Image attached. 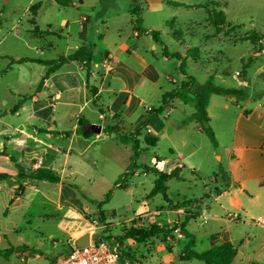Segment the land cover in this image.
<instances>
[{
    "label": "rangeland",
    "instance_id": "1",
    "mask_svg": "<svg viewBox=\"0 0 264 264\" xmlns=\"http://www.w3.org/2000/svg\"><path fill=\"white\" fill-rule=\"evenodd\" d=\"M37 1L41 3L33 20L28 7ZM182 1L190 6L164 3L159 10L152 12L147 8V0H118L122 9L130 4L137 6L138 11L132 16L126 10H121L116 17L102 22L90 19L92 25L86 37L88 39L103 33L106 24L111 31L120 27L128 33L135 28L133 18H137L146 31L149 30L146 23L157 24L150 30L157 37L155 41L161 43L156 44V56L162 63L163 76L168 75L173 80H166L165 87L169 89L159 97L155 92L149 96L150 108L162 106V110L152 114L156 121L154 133H158V139L154 145H150L140 137L137 147L133 148L131 143L119 142L114 135L97 139L91 137L96 141L86 149L84 157L71 155L69 162L75 172L73 175L67 174V178L77 185L80 198L90 206L84 219L66 206L57 205V191L53 187L55 171L45 167L53 159L52 151L47 150L42 155L41 171L49 176L46 182L29 181L34 187L25 186L22 191L23 188L19 186L12 192L3 186L12 185L13 182L0 183V264H26L33 260L35 253L41 254L43 258L39 260L44 262L45 257L53 258L54 254H61L67 249L72 241L68 234L73 228L77 227L76 233H79L91 225L106 241L110 242L111 236L118 241L121 250L118 264H204L198 258L177 259L190 239L192 243L189 248L196 252L229 239L235 243L238 251L232 264H264V245L260 240L264 229L252 225L249 216H243L241 221L230 220V216L208 197L215 187L221 185L220 173L226 167L231 128L238 113L264 111V39L258 42L261 49L255 48L250 40L243 39L246 36L264 35V0ZM91 2L84 0L82 7L86 10ZM198 4L207 6L200 7ZM79 9L78 6L60 5L55 0H0V108L11 102L8 86L15 87L18 78L16 72L6 70L9 60L39 55L57 58L71 53L76 44L84 42L79 35ZM214 9L222 10L225 15V23L219 32L208 20L209 13ZM66 18L70 26H66ZM96 25L100 28L97 29ZM34 27L42 31L40 35V31L34 30ZM173 30L177 37L172 36ZM139 35L146 41L151 39L145 31H140ZM105 38L110 43L111 38L108 35ZM181 40L184 43H179ZM95 44L93 59L98 62L103 40L96 37ZM164 50L169 56L167 60L162 58ZM173 52L182 53L181 59L172 56ZM2 70L5 72L2 73ZM183 73L197 80L199 96L213 87L230 90L225 95L213 92L208 97L206 111L211 114L208 123L216 144L205 132L196 130V116L183 115L182 111H194L195 103L193 94L182 95L183 88L187 87ZM177 90L179 92L174 94ZM166 111H173L172 119H167ZM182 117L187 120L185 127L180 126L183 130H176L184 123L180 121ZM124 120L119 124L120 130L131 135L135 126L133 123L140 121L139 116L133 113ZM166 121L174 127L169 136L160 134ZM180 135L192 141L182 145ZM94 153L102 171L101 176L90 162ZM59 156L56 159L58 169L63 158ZM144 165H155L166 172L175 170L176 177L179 173V178L173 176L167 180L166 198L162 194L149 196L156 176L151 171H145ZM5 168L0 162V172ZM65 170L68 172L69 167ZM213 176L218 181H213ZM119 183L126 187H119ZM205 193L207 196H204ZM197 202L199 204L193 205ZM186 205L192 206L184 215H179L180 220L170 218L174 215L166 212ZM153 210L158 211L147 214V211ZM215 215L221 218H215ZM167 218H170V222H166ZM155 221L161 222L165 230L148 240L138 242L124 236L129 226H147ZM179 232L184 235L177 238ZM249 233H254L256 238L249 237ZM167 236L176 239L172 246ZM170 248L175 259H170Z\"/></svg>",
    "mask_w": 264,
    "mask_h": 264
},
{
    "label": "crops",
    "instance_id": "2",
    "mask_svg": "<svg viewBox=\"0 0 264 264\" xmlns=\"http://www.w3.org/2000/svg\"><path fill=\"white\" fill-rule=\"evenodd\" d=\"M70 1L71 4L69 5L81 8L78 11L77 19L80 25L79 35L84 42L80 45L76 44L71 53L60 56L70 55L81 45H88L91 49L90 68L87 73L78 60L70 59L58 69L50 72L43 79L40 88H37L40 79L46 72V66L35 61L15 62L18 58L9 60L6 70L16 72L18 78L15 87L8 86L11 102L0 108V162L6 166L0 172V174H3L0 183L13 182L12 185L5 184L3 186L9 192H12L19 186L23 188L22 191H24L25 186L34 187L29 181L46 182L48 174L41 171L43 168L42 155L47 150L52 151L53 159L45 167L50 171H55L56 181L53 187L57 191V205L66 206L68 210L84 219L89 213L90 206L80 198V194L76 191L77 185L67 178V174L73 175L75 172L69 162L71 155L74 154L82 158L86 149L94 144L95 139L107 135L116 137L114 133L105 131V127H115L120 133L124 134L120 130L119 124L133 113H136L140 119L139 122L136 120L133 123L135 129L152 110V107L150 108L148 104L151 93L155 92L159 97L163 91L169 89L165 87V84H167L166 80L171 79L168 75L163 76L162 63L156 56V44L160 42L155 41L150 30L154 29L153 27H156L157 24L146 23L149 26L148 31L143 26L142 31L148 34L151 38L150 41H146L140 36L136 27L126 33L120 27H116L111 31L106 24L103 33L95 36V38L98 37L99 40H103V45L100 46V59L96 62L93 59V48L96 46L95 38H86L92 25L90 19L101 20V22L107 21L109 18L119 15L121 10H126L133 16L131 13L133 6L127 4L128 6L122 9L118 4V0H91L90 6L85 10L82 7L85 4L84 0ZM174 1L186 3L182 0ZM164 3L169 2L167 0H147L146 2L147 8L151 9L152 12L159 10ZM65 24L70 26L67 18ZM96 27L97 29L100 28L99 25H96ZM39 31L40 35L42 31ZM173 32L175 31L173 30ZM107 35L111 38L110 43L105 41ZM179 43H184V41ZM163 47L166 48V45H163ZM39 53L41 54L42 51ZM180 55L183 54L180 53ZM37 57L53 59L40 55L29 56V58ZM168 57L167 54L162 55L164 60H167ZM180 62L182 64V61ZM1 72L3 73L5 70ZM182 77L189 81L188 74L183 73ZM171 81L173 82V80ZM196 84L197 80L193 77L192 84L183 88L184 93L182 95L191 93L195 96L194 111H182L183 115L187 117L195 116L198 108L200 91ZM178 92L177 90L174 94ZM211 93L213 92L207 94V103ZM206 106L205 109H207ZM140 109L142 111H139ZM172 112H165L167 119H172ZM206 114L209 122L211 114L209 111H206ZM80 116L87 121L81 128L89 131V136H83L77 131ZM180 121L184 123L179 125L176 130H183L180 126H184L187 120L182 117ZM155 122V117L151 116L148 124L140 128L136 139L139 140L142 137L145 141V138L151 136L156 139V143L158 133H154L153 125ZM91 124L99 125L100 131L92 132L89 128ZM195 128L201 131L198 127V120L195 121ZM173 129L174 127L169 121H166L160 134H168L169 136ZM91 137L95 139H91ZM189 139L184 135H180L182 145L192 141ZM217 142H220L219 139H217ZM94 146L98 147V144ZM59 155H62L63 158L58 169L56 159H59ZM226 160V167L220 173L221 185L215 187L214 191L208 194V197L212 198L213 202L222 208L227 216H230V220L241 221L243 216H249L252 225L264 229V111H242L238 113L231 128L230 149ZM90 162L96 173L101 176L102 171L95 153L90 157ZM66 167H69L68 172L65 170ZM178 175L174 177L179 178ZM212 180L216 182L218 178L213 176ZM18 192L22 194L20 190ZM195 204H199V202L193 203V205ZM190 206L192 205L180 206L166 210V212L174 215L170 218L180 220L179 215H184ZM157 211H147V214ZM214 217L221 218L218 215ZM170 218H167L166 222H170ZM155 222L159 226L162 224L159 221ZM183 222H181V225L184 234H186ZM243 223L249 222L243 221ZM76 231L77 227L73 228L68 234L69 238H77L80 233L87 231V229L81 230L79 233H76ZM184 234L177 233V238L182 237ZM247 235L256 238L254 233ZM166 239L170 240L171 246L176 240L168 236ZM260 240L264 245V234ZM229 241L235 247V243ZM240 243L242 242L240 241ZM168 250L170 259H175L171 255L172 248ZM179 255L177 259L181 260ZM237 256L238 251L236 248V254L230 264L234 262Z\"/></svg>",
    "mask_w": 264,
    "mask_h": 264
},
{
    "label": "trees",
    "instance_id": "3",
    "mask_svg": "<svg viewBox=\"0 0 264 264\" xmlns=\"http://www.w3.org/2000/svg\"><path fill=\"white\" fill-rule=\"evenodd\" d=\"M60 5H69L71 4L70 0H55ZM170 4L174 5H186L184 3L178 2V1H168ZM40 6V1H37L35 3H32L28 9L31 12V17H33L36 14L37 9ZM197 6L205 7L206 4H198ZM138 11L137 6H134L131 10V13L134 15ZM133 22L135 23V27L138 32L142 31L143 28L139 25L138 19L133 18ZM209 22L215 26V29L217 32L221 30L222 25L225 23V15L222 10H213L212 13L209 15ZM34 23V21H33ZM34 30H38L37 27H34ZM153 38L157 39L156 35L154 34V31H151ZM172 35L176 37V32H173ZM243 39L250 40V42L254 45L255 48L261 49V45L258 43L260 39H264V35H254V36H246ZM193 50V49H192ZM164 53L167 54L164 50ZM172 56H176L178 59H181V55L179 52H173ZM70 59H76L79 61V63L83 66V68L87 71L90 68V60H91V49L88 45H81L78 47L72 54L67 56H58L57 58L53 59H42V58H29V57H21L18 58L15 62H23V61H35L41 64H44L46 66V72L43 75V77L40 79L39 84L37 88H40L43 79L52 71L58 69L63 63L67 62ZM182 65V64H180ZM189 81L185 83V86H190L193 82V77L191 75H188ZM209 92H215L217 94L225 95L227 93H230V90L221 88V87H213L208 88L205 92V94H202L198 98V108L195 112V116L198 120V127L201 131L205 132L210 140L213 142V144H216V139L214 136V133L208 123V116L206 114V103H207V94ZM160 110H162V106L158 108H152L151 112L147 117L142 120L134 129L133 133L131 135L122 134L118 131L115 127H105L104 130L109 133H115L116 138L118 141L122 143H131L133 148L137 147L138 140L136 139V136L143 126L147 125L152 114L158 113ZM87 121L80 116L78 119V125L77 131L81 133L83 136H89L90 132L87 130H83L81 126L85 125ZM155 138L154 137H148L145 138L146 144L154 145L155 144ZM136 155V151L134 152ZM143 169L145 171H151L155 174V179L153 181V186L149 192V196H154L156 194H162L164 198H166V182L169 178L176 176L175 170H170V172H166L163 170L158 169L155 165H144ZM3 176V174H0V178ZM119 187L124 188L122 183L118 184ZM204 196H207L206 193ZM98 213L100 214V211L98 210ZM165 229L161 226H159L156 223H150L147 226H141V227H133L129 226L125 229L124 236L132 238L138 242L144 241L145 239L158 234ZM192 243V239H190L187 243L188 248L185 247V249L182 250V252L179 255V258L181 260L189 259V258H198L203 261L204 264H230L232 259L234 258L236 254V248L233 246V244L229 240H224L218 244H215L208 248L207 250L196 252L193 250H190L189 246ZM255 264V263H250Z\"/></svg>",
    "mask_w": 264,
    "mask_h": 264
},
{
    "label": "built area",
    "instance_id": "4",
    "mask_svg": "<svg viewBox=\"0 0 264 264\" xmlns=\"http://www.w3.org/2000/svg\"><path fill=\"white\" fill-rule=\"evenodd\" d=\"M84 233L88 234L87 243L76 245L75 240L78 237L74 238L65 252L53 258L45 257L44 262L39 260L43 256L35 253L33 260L28 261L26 264H118L121 251L120 245L114 237L111 236L110 242L106 241L93 225L80 235ZM21 260L24 261L25 258L22 257Z\"/></svg>",
    "mask_w": 264,
    "mask_h": 264
},
{
    "label": "water",
    "instance_id": "5",
    "mask_svg": "<svg viewBox=\"0 0 264 264\" xmlns=\"http://www.w3.org/2000/svg\"><path fill=\"white\" fill-rule=\"evenodd\" d=\"M89 128L92 132H99L100 131L99 125H96V124H91ZM87 240H88V234L84 233L81 237H78L75 240V244L76 245H83V244L87 243Z\"/></svg>",
    "mask_w": 264,
    "mask_h": 264
}]
</instances>
